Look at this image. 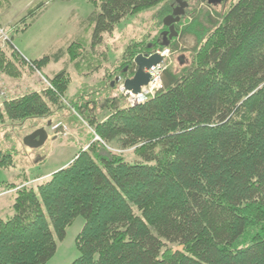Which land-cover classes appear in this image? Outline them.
Returning <instances> with one entry per match:
<instances>
[{"label":"trees","instance_id":"obj_1","mask_svg":"<svg viewBox=\"0 0 264 264\" xmlns=\"http://www.w3.org/2000/svg\"><path fill=\"white\" fill-rule=\"evenodd\" d=\"M197 1L208 8L192 10L185 24L175 23L177 38L156 44L190 54L177 70L165 66L153 96L132 106L104 100L99 108L108 102L109 114L91 113L85 122L93 140L71 162L47 177L5 183L14 198L13 212L0 216V264L45 263L55 237L62 239L78 216L79 255L70 264H264V0H233L221 13ZM91 2L94 44L162 0ZM187 35L191 48L179 43ZM147 43L126 47V77L133 57L151 52ZM77 45L36 61L1 45L0 73L14 77L19 65L37 69L67 54L77 68L93 65ZM49 81L52 87L5 100L0 126L29 118L46 123L61 110L66 71ZM10 165L12 155L0 151V167Z\"/></svg>","mask_w":264,"mask_h":264},{"label":"rangeland","instance_id":"obj_2","mask_svg":"<svg viewBox=\"0 0 264 264\" xmlns=\"http://www.w3.org/2000/svg\"><path fill=\"white\" fill-rule=\"evenodd\" d=\"M181 1L188 2L185 15L176 22L182 25L190 19V13L194 10L200 7L205 11L208 8L197 0ZM232 1L221 0L209 8L211 12L221 13ZM176 5L178 3L175 0H162L159 4L128 15L117 22L113 30L102 33L100 40L92 44L93 24L89 22L88 16L97 8L91 0H0V25L8 36L6 40L0 38L3 48L13 47L23 61H36L59 49H66L71 44L77 46L78 50V42L90 52V63L93 64L77 68L67 54L58 60L50 59L40 63L37 69L28 67L27 63L19 65V73L14 77L0 73V87L6 91V100L43 87H52L49 78L60 70L64 69L68 77L63 97L65 106L47 120L50 124L52 121L59 122L63 127L57 130L51 125L47 127L49 138L40 147L27 148L23 145L22 138L39 126H47V121L45 123L43 119L29 118L15 123L5 120L0 126V151H8L13 161V165L0 167L1 217L5 218L13 212L11 205L14 196L11 190L5 191L7 181L15 182L23 176L31 181L41 175L47 177L64 167L71 162L75 153L93 140L85 122L91 117V113L99 118L108 115L111 108L108 102L99 108L108 98H116L119 106L127 103L119 89L120 81H115L117 77H126L122 74L125 67L123 64L126 62V47L131 42L140 40L150 45L155 39L157 42L152 43L149 51L168 49H160L156 44L167 40L168 27L164 26L163 18ZM198 17L202 20L204 14L199 13ZM177 36L178 34L175 38ZM179 43L185 48H191L195 41L192 36L187 35ZM189 54L187 49L176 52L169 49L164 65L177 70L181 66L178 57L188 61ZM81 60L82 58L79 63ZM153 95L149 94L148 97ZM121 155L127 159L133 157L129 151H124ZM83 222V217L78 216L67 226L62 239L55 237V253L43 264H70L78 257L74 239Z\"/></svg>","mask_w":264,"mask_h":264},{"label":"water","instance_id":"obj_3","mask_svg":"<svg viewBox=\"0 0 264 264\" xmlns=\"http://www.w3.org/2000/svg\"><path fill=\"white\" fill-rule=\"evenodd\" d=\"M208 3H220L221 0H206ZM178 5H176L172 11L163 18L164 26L168 27L167 40L165 44H169V41L178 34L175 29V23L179 21V19L185 15L184 11L186 6H188L187 1L176 0ZM162 60V56L158 52H153L148 55L146 53H138L136 54L132 62H134L135 68L132 73V76L126 77L122 81V85L124 88L134 94L138 93L142 86L146 85L149 81L150 74L145 71L149 67L154 64L160 63ZM180 63L183 62L182 57H178ZM120 77L115 78V81H119ZM114 81V82H115ZM112 84V82H111ZM47 126H39L36 129L32 130L28 134L24 135L22 138V143L25 147L29 148H38L40 147L48 138L47 127H49L50 121H47Z\"/></svg>","mask_w":264,"mask_h":264},{"label":"built area","instance_id":"obj_4","mask_svg":"<svg viewBox=\"0 0 264 264\" xmlns=\"http://www.w3.org/2000/svg\"><path fill=\"white\" fill-rule=\"evenodd\" d=\"M0 38H2L3 40H6L8 39V36L6 35L5 31H4V28L0 25ZM156 52H158L161 56H162V60L160 63L158 64H154L153 66L149 67L148 69H145V71L147 73L150 74V78H149V81L146 85L142 86L141 90L134 94L128 90H126L124 88V86L122 85V83H120V92L126 97V102L129 104V105H134V104H139V103H142L140 102L137 97L138 96H143L144 97V100L148 97V95H153L156 90L160 89L162 87V84H161V76H162V73L161 71L165 68V57L168 56L169 54V49L167 48H164V50H155ZM165 51H167V55H165ZM150 55V54H148ZM6 91H4L1 87H0V106L3 105V102L6 100ZM143 100V101H144Z\"/></svg>","mask_w":264,"mask_h":264},{"label":"bare ground","instance_id":"obj_5","mask_svg":"<svg viewBox=\"0 0 264 264\" xmlns=\"http://www.w3.org/2000/svg\"><path fill=\"white\" fill-rule=\"evenodd\" d=\"M207 3H208V1H207ZM208 4H212V3H208ZM153 52H156V51L153 50L152 52H149V54H152ZM123 69L125 70V67H124ZM124 78H126V77H124ZM124 78H123V79H124ZM123 79L119 78L120 83H122ZM119 81H116V82H119ZM98 138H99V137L95 136V139H98Z\"/></svg>","mask_w":264,"mask_h":264},{"label":"clouds","instance_id":"obj_6","mask_svg":"<svg viewBox=\"0 0 264 264\" xmlns=\"http://www.w3.org/2000/svg\"><path fill=\"white\" fill-rule=\"evenodd\" d=\"M164 54L167 55V51H165ZM137 99H138L140 102H143L144 97L141 95V96H138Z\"/></svg>","mask_w":264,"mask_h":264},{"label":"crops","instance_id":"obj_7","mask_svg":"<svg viewBox=\"0 0 264 264\" xmlns=\"http://www.w3.org/2000/svg\"><path fill=\"white\" fill-rule=\"evenodd\" d=\"M40 89H41V88H40ZM40 89H38V90H40ZM38 90H36V91H38ZM15 97H16V96H15ZM15 97H14V98H15Z\"/></svg>","mask_w":264,"mask_h":264},{"label":"flooded vegetation","instance_id":"obj_8","mask_svg":"<svg viewBox=\"0 0 264 264\" xmlns=\"http://www.w3.org/2000/svg\"><path fill=\"white\" fill-rule=\"evenodd\" d=\"M175 2H176V0H175Z\"/></svg>","mask_w":264,"mask_h":264}]
</instances>
